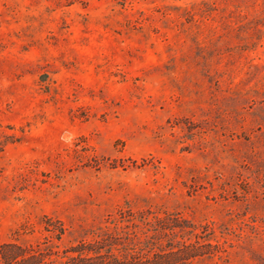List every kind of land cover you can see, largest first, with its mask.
Masks as SVG:
<instances>
[{"label":"rangeland","instance_id":"obj_1","mask_svg":"<svg viewBox=\"0 0 264 264\" xmlns=\"http://www.w3.org/2000/svg\"><path fill=\"white\" fill-rule=\"evenodd\" d=\"M0 123V255L264 264V0H0Z\"/></svg>","mask_w":264,"mask_h":264},{"label":"trees","instance_id":"obj_2","mask_svg":"<svg viewBox=\"0 0 264 264\" xmlns=\"http://www.w3.org/2000/svg\"><path fill=\"white\" fill-rule=\"evenodd\" d=\"M11 141L10 137L0 139V152ZM115 245L114 238L109 235L93 242H79L66 250L65 259L59 261V264H183L190 258L209 252L204 251L203 248L207 250L214 246L209 241L194 246L192 243L182 240L180 246H171L167 250L159 249L161 253H155L156 255L151 257H144L146 249L140 247L134 251L133 258H127L125 251L114 252ZM1 248L0 257L4 264H49L54 260V258L47 257L45 261L44 255H36L39 257L38 259L34 254L28 253L24 247L15 243H4ZM135 254L137 255L135 256Z\"/></svg>","mask_w":264,"mask_h":264}]
</instances>
